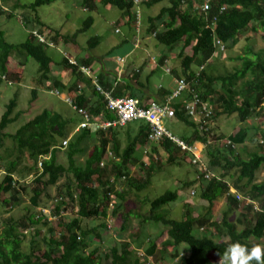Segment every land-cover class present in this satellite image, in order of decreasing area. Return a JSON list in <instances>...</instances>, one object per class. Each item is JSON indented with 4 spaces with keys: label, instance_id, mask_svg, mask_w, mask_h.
Listing matches in <instances>:
<instances>
[{
    "label": "trees",
    "instance_id": "16d2710c",
    "mask_svg": "<svg viewBox=\"0 0 264 264\" xmlns=\"http://www.w3.org/2000/svg\"><path fill=\"white\" fill-rule=\"evenodd\" d=\"M54 1L63 0H33L17 5L33 13L32 17L23 14V24L29 29L24 41L9 42L4 31L0 30V83L5 82L3 75L19 81L25 59L32 57L39 65L40 84L49 88L46 82L51 79L50 87L59 89L60 93L65 92L77 114L74 118H65L59 112L45 108L9 133L4 131L5 128L18 119L20 112L12 114L15 97L6 104L0 117V148L6 138L12 145L6 147L3 154L0 153V204L6 210H12L21 203L27 188L31 196L26 213L17 219L6 218L0 228V264H104L107 260L110 264H218L213 262V254L220 258L227 246L235 241L248 243L249 246L264 244V177L261 181L256 180L257 171L264 165V124L240 126L233 133L218 132V126L212 124L219 115L235 114L238 124L264 115V47L247 45L244 52L233 57L239 65L232 71L213 74L214 70H207L212 64L210 58L217 54L216 40L230 49L237 36L249 27L252 31H264V0H208L209 8L205 12L200 10L205 0H168V5L161 7L155 16L148 17L147 32L153 36L156 45L162 44L169 51L180 45L175 57L179 63L167 72L176 78H184L189 88H193L212 111L210 123L206 124L209 131H202L199 124L188 118L184 111L191 95H183L172 102L175 116L193 128L191 136L181 138L188 143H203L207 147L210 165H219L224 172L236 169L237 176L232 182L225 179V174L208 179L196 176L198 183L191 186L196 188L194 194L207 202L203 207L205 211L195 214L191 203L186 202L183 205L185 211L178 219L171 217L167 208V204L179 197L176 190L167 189L154 198H145L142 203L148 204V210L145 213L136 211L135 215L139 213L138 218H142V222L158 224L154 230L161 228L166 231L167 237L160 246L148 238L143 249H140L143 244L138 243L135 249L123 237L117 241L113 236L115 242L108 243L112 233L118 232L122 236L125 222L134 213L125 209L127 195L135 190L142 191L149 184L154 169L150 159L151 156L156 158L158 148L172 163L187 157L188 153L167 139L150 142L148 124L143 121L130 122L122 129L123 126L95 127L97 121L113 119L115 114L106 107L105 98L96 90L92 78L84 75L78 64L69 62L70 54H63L61 63L55 62L62 65V70H70L71 82L64 84L51 74L54 57L47 53L50 48L48 43H68L74 37L62 34L60 27L50 28L37 15L38 7ZM161 1L142 0L138 6L133 0H100L98 3L119 8L129 20L137 18V8L143 2L151 6ZM81 3L90 10L97 5L95 0H81ZM90 22L92 18L88 17L84 23L89 25ZM35 25H39L37 31L45 35L47 42H40L33 33ZM43 27L50 32L44 33ZM98 40V36L91 37L88 41L90 47L97 45ZM187 49L191 52H185ZM167 57L161 50L152 71L156 66L164 67ZM10 58L17 61L12 63ZM76 61L79 65L89 66L93 59L87 56ZM193 65L199 68L194 70ZM96 78L114 96L128 93L141 105L148 100L144 91L139 94L126 92L130 85L116 76L111 82L104 73ZM31 92L35 97L37 91L33 89ZM170 93L171 90L165 87L154 92L160 98ZM77 108L86 110L89 126L77 129L78 122L83 120ZM212 131L214 135H210ZM256 136L260 139L258 149L248 153L247 157L229 144L225 146V151L230 153L210 150L212 142L217 145L225 138L234 145H243L247 140L255 141ZM64 140L65 145L62 144ZM63 148L66 164L57 159L59 150ZM136 165L141 171L133 174ZM60 178L64 179L58 185V196L53 206H49L53 217L50 218L42 211L47 202H41V199L49 197L48 186L56 185ZM236 193L242 197L238 199ZM222 199H225V208L221 219L216 221L215 207ZM255 204L257 208H254ZM235 211L238 217L233 218L231 215L232 212L235 215ZM119 212L122 222L120 220L119 226H116ZM89 221L93 223L91 227L83 223ZM239 224L241 228H238ZM195 229L206 234H196ZM212 229H218V232L211 233ZM28 234H32L29 248L23 250V238ZM105 243L108 245L105 246ZM181 244L187 245L189 250L184 257L179 254Z\"/></svg>",
    "mask_w": 264,
    "mask_h": 264
},
{
    "label": "rangeland",
    "instance_id": "374dc122",
    "mask_svg": "<svg viewBox=\"0 0 264 264\" xmlns=\"http://www.w3.org/2000/svg\"><path fill=\"white\" fill-rule=\"evenodd\" d=\"M32 1L33 0H0V30L4 31L7 41L18 43L26 39L29 29L23 24V14L32 17L33 13L29 9H24L17 5L19 3L28 4ZM95 1L97 2V5L94 10L88 9L81 3V0L54 1L37 8V15L43 23L50 28L60 27V32L62 34L74 35L73 39L69 40L68 43L59 42L57 46L48 48L47 53L51 57H54V61H57L58 63H61L64 52L70 54L71 57L76 60L83 56H91L93 59L91 75L93 78L100 73H104L107 76L109 74L108 78L113 80L115 76L117 77L116 69L120 68L122 71L130 70L131 72L137 67L139 68L141 84L143 85L144 90L147 93L150 92L153 97H155L154 92L158 87L163 86L169 88L172 84V77H176L168 73L165 70V67L156 66L154 71L151 72L153 68L152 65L158 62L159 51L162 50L168 55L164 65L172 69L173 65L179 63V60L175 57L179 52L180 45H176L171 51H169L167 50V47L162 44L156 45L153 36L149 35V32H147V26H149L148 17L155 16L162 6L168 5V0H162L151 6L145 5L143 2L139 6V16H137V18L133 17L129 20H126L127 17L119 8L112 5H102L98 3L100 0ZM9 13L12 15L9 16ZM88 17L92 18V22H90L89 25L88 23H84ZM81 28H84L83 31H77ZM38 29L39 25H35L33 27V33L38 32ZM43 29L44 33H46V31L50 32V29L47 27H43ZM49 36H51V33ZM95 36H98L99 42L97 45L90 47L91 45L88 41L91 37ZM126 38H128V41H126ZM135 44L137 45L135 46ZM247 45H252L254 48L264 47V31L261 29L252 31L249 27L244 33L237 36V40L230 49L225 48L224 51L219 50V52L210 59L209 62L212 64L205 67H207V70H214L213 74L232 71L239 65V61L234 60L233 57L244 52ZM185 52L190 53L191 51L187 49ZM118 57H122L123 60L120 61V58ZM10 59L12 63L17 61L16 58ZM114 64L116 69L115 67L113 68ZM51 65L52 72L57 71L53 72L52 75H57L64 84L71 82L72 74L70 70H62V65L56 63ZM10 66L12 67L11 64ZM15 66L17 67V63ZM22 68L23 72L21 73V79L19 81L15 82L14 78H10V80L13 81L10 85L4 81L0 83V117L6 109V104L13 97L16 98V105L13 108L12 114L20 112L18 119L8 124L4 131L13 133L25 121L45 108L57 111L65 118H74L77 116L71 105L62 98V95L61 97L58 94L50 92L52 89L50 85L48 88L44 86V84H40L38 80L40 75L38 62L32 57H27ZM198 68L199 67L193 65L194 70H197ZM126 74L127 72L121 73V78L119 77V80L132 86V90L136 89L137 86L134 81H129V79H135V77H133L134 74L130 76L131 78L126 77ZM130 74L131 73H128V75ZM33 89L37 91L35 97L32 96L31 91ZM62 93L65 94V92ZM155 99L159 100L157 97H155ZM256 119L257 118L252 117L248 119L247 123L238 124L237 115L225 114L214 118L213 123L218 126V132L233 133L238 131L240 126H260V123ZM163 124L169 131L178 137H189L193 133V128L177 117H164ZM122 128H124V126L121 127V129ZM250 131L252 132L253 129H250ZM257 136L255 141L247 140L241 146L235 145L236 152L239 151L243 156L247 157L248 153L258 149L257 142L260 139H258ZM3 142L4 145L0 148V153L2 154L6 147L10 148L12 145L7 138L4 139ZM197 143L202 146L199 141H197L196 144ZM206 148L207 147L204 146L202 154L204 161L208 164V172L211 175V178H219L221 174H225V179L228 181L232 182V179L235 180L237 176L236 169L224 172L219 165H210L209 155ZM210 150H217L225 153L229 152L225 151V146H222L221 144L215 145L213 142L211 143ZM151 158L152 159L150 160L154 169L151 173L152 177L149 184L142 189V191L135 190V192L128 193L125 209H131L134 213H131L128 220L125 222L126 227L125 230L121 232L122 236L120 237L118 232H114L112 235L110 234L112 237H110L111 240H107L108 243L113 244V242H115L113 239L114 236L117 241H121L122 237L127 239L135 249H137L138 243L140 245L143 244L142 247H140V249H143L148 238L153 239L156 245L160 244V242L157 244V240H161V236L164 235L165 231H162L161 228L159 231H155L154 228L158 224L152 225L153 223L151 222H142V218H138L139 213L135 215L136 211L145 213L148 210V204L142 203L145 198H154L168 189L176 190L177 193H180L182 196H188L191 199L193 198V200H196V202L191 203V205L194 204L193 206H199L202 204V202H200V197H197L196 194L191 195L192 189L196 192V188L191 185L197 182L195 181L197 172L194 167L189 164L188 157H181L182 159L180 158L173 163L168 162L167 156L160 148H158L156 158L153 156H151ZM57 159L59 162L66 164L65 148L59 150ZM140 171L138 165H136L134 166L132 173L136 174L138 172L140 173ZM1 175L2 172L0 171V178ZM16 177H18V175H16ZM263 177L264 165L257 171L256 180L261 181L263 180ZM29 178L31 179L32 175H30ZM63 179L64 178H60L56 185L48 186L47 191L49 197L44 196V198L41 199V202H47L46 208L53 206L52 203L58 196V185L62 184ZM186 183L188 185L184 187ZM230 185H232V183H230ZM30 196L31 191L27 188L23 193L21 203L15 206L12 210H6L4 206L0 204V228L6 218L11 216L13 219H17L26 213V208L30 207ZM222 201H225V199H222ZM181 202L182 197L179 196L175 201L167 204L168 207H166L169 208V215L171 217L177 219L182 217L185 208ZM219 202H221V200ZM224 208L225 202H223L221 211L219 210V206L215 207L216 210L214 216L217 218L219 217L218 220L221 219V213ZM29 211L32 212L33 209L30 208ZM46 211L49 213V216L53 218L50 215L51 209H45L44 212ZM201 211L203 212L205 209L199 210V212ZM120 213L121 212L116 215V226H119L120 220L122 222ZM233 213L234 212H232L231 217L234 216ZM83 223L90 227L93 224L91 221ZM238 228H241L240 224L238 225ZM194 232L199 235L206 234V232H200L198 229H195ZM103 233L106 234L105 232ZM31 236L32 234L24 236L22 243L23 250H28L29 241L32 238ZM214 238L219 239L218 237ZM104 245L107 246L108 244L105 243ZM181 246L178 247L179 252H183V250L188 247L185 244H181ZM156 253L158 254L157 251ZM180 254H183V257L185 256L184 253ZM186 254H189L188 248ZM214 255L215 254H213L212 257L213 262L219 264L220 258ZM104 264H110V261L107 260Z\"/></svg>",
    "mask_w": 264,
    "mask_h": 264
},
{
    "label": "built area",
    "instance_id": "2783aa9c",
    "mask_svg": "<svg viewBox=\"0 0 264 264\" xmlns=\"http://www.w3.org/2000/svg\"><path fill=\"white\" fill-rule=\"evenodd\" d=\"M141 1L142 0H133V3L138 6ZM208 8V0H205L200 7V10L205 12L208 10ZM221 9H224V7H221ZM39 39L42 40L43 38L39 37ZM217 44L220 46V49L223 50L224 46L220 43V41H217ZM83 70L88 73V68H83ZM166 71H168L167 68ZM2 77L4 78V76ZM96 89L104 96L106 107L109 109V111L115 114L113 119L97 121L98 123H95L96 128L101 126L104 128L109 126L121 127L131 121H143L148 124V140L150 142L157 143L164 139L171 141L180 150L188 153L187 157L189 158V162L195 167L197 177L202 175L204 178H211V175L208 172V164L203 159V143L202 146L196 144V142L188 143L183 138L175 136L163 124L164 117L175 116V110L172 106H170V101L175 98H179L183 93H188L192 97L184 106L186 114L197 121L200 130L209 131L206 124H209V120L212 116L211 108L206 102H203L199 99L193 88H189L184 78H177L175 80V87L172 89L170 95L167 97V102L165 103L149 100L145 105H141L135 97L114 96L110 91L103 89L99 85H96ZM54 93L58 95L61 94L58 89H55ZM63 99L67 103H71V99L66 95L63 96ZM77 111L83 116V120L79 122L77 129L89 126V117L86 110L84 108H77ZM256 120H258L260 124H264V115ZM210 135H214V132H210ZM62 144L65 145L66 140L62 141ZM218 144H221L222 146H228L227 144H229L231 147L235 148V145L232 144L228 138L220 140ZM39 166H41V162H39ZM231 191L235 192V190L232 188ZM193 194L194 191L192 190L191 195ZM236 197L239 199L242 196L236 193ZM254 208H257L256 204ZM45 209L50 210L49 208H43L42 211L44 212ZM45 213L49 214L47 211ZM148 259L150 260L151 258L149 257ZM145 264H151V262H146Z\"/></svg>",
    "mask_w": 264,
    "mask_h": 264
},
{
    "label": "clouds",
    "instance_id": "9594fccd",
    "mask_svg": "<svg viewBox=\"0 0 264 264\" xmlns=\"http://www.w3.org/2000/svg\"><path fill=\"white\" fill-rule=\"evenodd\" d=\"M34 34L37 36V38H38V40L40 41V42H47V40L45 39V35L44 34H42V33H39V32H34ZM39 37H42L43 39L41 40V39H39ZM217 41H219V40H216V45L218 46V47H220L218 44H217ZM221 43V42H220ZM223 46H224V44L223 43H221ZM48 45H49V47H55V46H57V44H54L53 42H49L48 43ZM224 49V48H223ZM222 51H224V50H222ZM64 55H67L68 56V53H66V52H64ZM123 60V58H120V61H122ZM54 62V61H53ZM69 62L72 64V65H77L78 64V67H79V69H80V71L84 74V75H86V76H88V77H91L92 78V82H93V84L95 85V87H96V85H99V86H101L99 83H98V81H97V76L96 77H92V76H89V74L91 73V66H86V65H79V62H77L76 61V59H74V58H72L71 56L69 57ZM52 64V63H51ZM57 64V63H56ZM83 68H88V73H86L84 70H83ZM137 68V67H136ZM135 68V69H136ZM135 69L134 70H132L130 73V76H132L133 74H135V72H138V71H135ZM138 70H139V68H138ZM133 71H135L134 73H133ZM51 74H52V72H51ZM116 75H117V79H119V77L121 78V72H119L118 70L116 71ZM4 76V78H3V80H5V82L8 84V85H10L13 81H11L10 80V78H7L6 77V75H3ZM56 78H58V76L56 75L55 76ZM115 79V78H114ZM177 79V78H176ZM175 79V80H176ZM15 82H17V81H15ZM14 82V83H15ZM47 84H48V86L49 85H52L51 84V80H48L47 82H46ZM102 87V86H101ZM103 88V87H102ZM57 89V88H56ZM103 89H105V88H103ZM54 90L55 89H51L50 90V92H53L54 93ZM59 90V89H58ZM97 90V89H96ZM105 90H108V89H105ZM108 91H110V90H108ZM172 91V90H171ZM99 92V91H98ZM111 92V91H110ZM100 93V92H99ZM101 94V93H100ZM112 94V93H111ZM64 96L65 94L64 93H62L61 92V94H60V96ZM170 95V94H169ZM183 95H189L188 93H183L179 98H175V99H173V100H171L170 101V106H171V103L172 102H174V101H176V100H179ZM61 96V97H62ZM125 96H131V95H125ZM104 97V96H103ZM133 97V96H132ZM63 98V97H62ZM189 98V97H188ZM149 100H154V101H156V102H159V103H165V102H167V100H165L164 102H162V101H159V100H157V99H152V98H150V99H148L143 105H145ZM188 102V101H187ZM186 102V103H187ZM185 103V104H186ZM69 104V103H68ZM185 106V105H184ZM184 111H185V109H184ZM186 113V112H185ZM187 115V114H186ZM188 116V115H187ZM174 117H176V116H174ZM188 118H190L191 120H193L196 124H197V121L196 120H194L193 118H191V117H189L188 116ZM214 120V119H213ZM131 122H134V121H131ZM128 123H130V122H128ZM127 123V124H128ZM78 124H79V122H78ZM147 124V123H146ZM212 124H214L213 122H212ZM219 264H264V244H260V243H255V244H252L251 246H249V244L248 243H244V242H241V241H235V242H233V243H231V244H229L228 246H227V248L225 249V251L223 252V254L221 255L220 254V259H219Z\"/></svg>",
    "mask_w": 264,
    "mask_h": 264
},
{
    "label": "crops",
    "instance_id": "0c3cea01",
    "mask_svg": "<svg viewBox=\"0 0 264 264\" xmlns=\"http://www.w3.org/2000/svg\"><path fill=\"white\" fill-rule=\"evenodd\" d=\"M163 7V6H162ZM138 10H139V7H138ZM138 16H139V12H138ZM126 20H128L127 18H126ZM126 22V21H125ZM126 41H128V38H126ZM137 44H135V46H136ZM224 49H225V46H224ZM223 49V50H224ZM219 50H221L220 49V47H218V49H217V53L219 52ZM222 51V50H221ZM129 53V52H128ZM127 53V54H128ZM159 54H160V51H159ZM83 57H87V56H83ZM213 58V57H212ZM211 59V58H210ZM210 61V60H209ZM93 62V61H92ZM92 62L90 63V65L89 66H91L92 65ZM55 63H57V62H52V64H55ZM86 66H88V65H86ZM139 66V65H138ZM115 67V64H114V66H113V68ZM164 67H165V70H166V68L169 70L170 68L169 67H167L166 65H164ZM51 68H52V65H51ZM91 68V67H90ZM151 70V69H150ZM118 71L119 72H121V73H125V72H127V74H126V77H128V78H131L130 77V75H128V73H130V70H127V71H122L120 68L118 69ZM135 71H138V68H136L135 69ZM51 72H52V70H51ZM53 72H57V71H53ZM52 72V73H53ZM91 72H92V69H91ZM139 72V71H138ZM151 72H153V71H151ZM56 75H52V77H55ZM89 76H92L91 75V73L89 74ZM98 76V75H97ZM108 76H109V74H108ZM107 76V77H108ZM125 77V76H124ZM133 77H135V79H133V80H131V79H129V81H134V83H135V85L137 86V88L136 89H133V90H131L132 89V86H130V87H128V91H126V92H129V91H135L137 94H139L141 91H144L145 92V94H146V96H147V98L148 99H150V98H155V97H157L159 100L160 99H162V100H160V101H162V102H164L165 100H167V97L169 96V94H166V95H163L161 98L160 97H158L156 94H154V96L155 97H153V96H151V94H149V93H147L145 90H144V88H143V85L141 84V76H140V72L139 73H135L134 75H133ZM108 79V81H113V80H111V79H109V78H107ZM175 79L176 78H174V77H172V84L170 85V87H169V89L170 90H172L174 87H175ZM51 80V79H50ZM81 85H83L82 83H81ZM159 89L160 88H164L163 86H160V87H158ZM125 95H128V93L127 94H125ZM125 95H123V96H125ZM197 142V141H196ZM201 143V142H200ZM198 144V143H197ZM202 144V143H201ZM204 145V144H203ZM205 146V145H204ZM239 146V145H238ZM241 146V145H240ZM192 190H194V189H192ZM178 195L180 196V197H182V202H181V204L182 205H184L186 202H190V203H194V202H196V200H193V198L191 199L190 197H188V196H182L180 193H178ZM188 197V198H187ZM202 200V199H201ZM200 200V202H202V204H200L199 206H193V205H191V207L193 208V210L195 211V214L196 213H198L199 212V210H203V207L207 204V202L205 201V200H202L201 201ZM223 202H225V201H222L221 200V202H219V204H218V206H219V210L221 211V209H222V205H223ZM196 210H198V211H196ZM218 210V211H219ZM218 215H220V214H218ZM236 217H238V212L237 211H235V215L233 216V218H236ZM219 218V217H218ZM218 218L217 217H215V220L216 221H218ZM219 230H221L220 228H219ZM211 233H217L218 232V229H212L211 231H210ZM166 237H167V233H166V231H165V233H164V235H162L161 236V240H157V244L160 242H162L163 240H165L166 239ZM179 246H181V245H179ZM182 247V246H181ZM183 248V247H182ZM179 249V248H178ZM183 250V249H182ZM180 253H184V254H186L187 253V248H185V250H183V252H180ZM179 253V254H180ZM181 255H183V254H181Z\"/></svg>",
    "mask_w": 264,
    "mask_h": 264
},
{
    "label": "bare ground",
    "instance_id": "6f19581e",
    "mask_svg": "<svg viewBox=\"0 0 264 264\" xmlns=\"http://www.w3.org/2000/svg\"><path fill=\"white\" fill-rule=\"evenodd\" d=\"M210 123V122H209Z\"/></svg>",
    "mask_w": 264,
    "mask_h": 264
}]
</instances>
